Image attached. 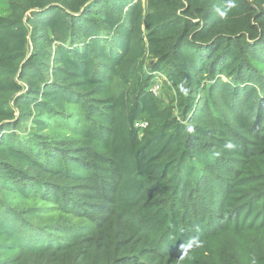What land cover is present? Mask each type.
Instances as JSON below:
<instances>
[{
    "label": "trees",
    "instance_id": "1",
    "mask_svg": "<svg viewBox=\"0 0 264 264\" xmlns=\"http://www.w3.org/2000/svg\"><path fill=\"white\" fill-rule=\"evenodd\" d=\"M7 1L0 264H264V0Z\"/></svg>",
    "mask_w": 264,
    "mask_h": 264
},
{
    "label": "clouds",
    "instance_id": "2",
    "mask_svg": "<svg viewBox=\"0 0 264 264\" xmlns=\"http://www.w3.org/2000/svg\"><path fill=\"white\" fill-rule=\"evenodd\" d=\"M226 9L228 11L234 9L237 7L236 4V0H226V5H225ZM216 12L218 13V15L220 17H224L226 16L227 12L225 10H221L219 8L216 9ZM183 90V89H182ZM227 147L231 148L232 145L228 144ZM192 248V242L191 241H187L184 244L181 245V249H182V256L186 254L187 250H190ZM251 264H256V258L253 256L251 258Z\"/></svg>",
    "mask_w": 264,
    "mask_h": 264
},
{
    "label": "rangeland",
    "instance_id": "3",
    "mask_svg": "<svg viewBox=\"0 0 264 264\" xmlns=\"http://www.w3.org/2000/svg\"><path fill=\"white\" fill-rule=\"evenodd\" d=\"M7 10H8V1L0 0V14L5 13ZM159 85H160V89L158 95L162 96V92H165V89H163L161 83Z\"/></svg>",
    "mask_w": 264,
    "mask_h": 264
},
{
    "label": "built area",
    "instance_id": "4",
    "mask_svg": "<svg viewBox=\"0 0 264 264\" xmlns=\"http://www.w3.org/2000/svg\"><path fill=\"white\" fill-rule=\"evenodd\" d=\"M159 89H160V85L159 83H157L155 86H153L152 90L155 94L158 95L159 93ZM148 125V123L146 121L140 122L138 123V126H140L141 128H145Z\"/></svg>",
    "mask_w": 264,
    "mask_h": 264
}]
</instances>
